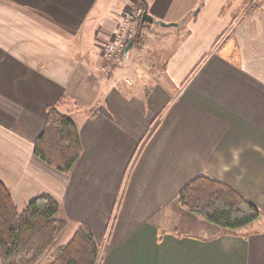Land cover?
Wrapping results in <instances>:
<instances>
[{
	"label": "crops",
	"instance_id": "1",
	"mask_svg": "<svg viewBox=\"0 0 264 264\" xmlns=\"http://www.w3.org/2000/svg\"><path fill=\"white\" fill-rule=\"evenodd\" d=\"M134 7L153 21L106 70ZM59 98L82 149L68 174L33 154ZM198 175L259 219L223 232L182 208ZM0 181L18 209L51 195L57 242L87 227L98 264H264V0H0Z\"/></svg>",
	"mask_w": 264,
	"mask_h": 264
},
{
	"label": "trees",
	"instance_id": "2",
	"mask_svg": "<svg viewBox=\"0 0 264 264\" xmlns=\"http://www.w3.org/2000/svg\"><path fill=\"white\" fill-rule=\"evenodd\" d=\"M136 33L134 43L139 40ZM133 43V44H134ZM64 99L45 109L46 120L35 139L33 154L54 169L68 174L81 154L72 119L58 108ZM179 205L196 216L234 232L259 219L261 211L229 186L198 175L177 193ZM59 203L42 193L18 209L0 181V264H98L99 251L89 229L79 225L72 236L54 247L67 227L59 218Z\"/></svg>",
	"mask_w": 264,
	"mask_h": 264
},
{
	"label": "built area",
	"instance_id": "3",
	"mask_svg": "<svg viewBox=\"0 0 264 264\" xmlns=\"http://www.w3.org/2000/svg\"><path fill=\"white\" fill-rule=\"evenodd\" d=\"M142 9L132 8L122 15V26L120 32L112 34L104 44L103 56L106 61V68L118 65L122 60V52L125 44L132 42L136 35L135 26L137 19L141 17Z\"/></svg>",
	"mask_w": 264,
	"mask_h": 264
},
{
	"label": "water",
	"instance_id": "4",
	"mask_svg": "<svg viewBox=\"0 0 264 264\" xmlns=\"http://www.w3.org/2000/svg\"><path fill=\"white\" fill-rule=\"evenodd\" d=\"M152 21H153L152 17L147 13L146 9H143L141 17H140V21H139V30L141 29L144 22L151 23ZM156 23L163 25V26L176 25L174 23L165 24L161 21H156ZM131 46H132L131 41H129L125 44V46L123 48V52H122V61H125L127 59V56H128V53H129Z\"/></svg>",
	"mask_w": 264,
	"mask_h": 264
},
{
	"label": "rangeland",
	"instance_id": "5",
	"mask_svg": "<svg viewBox=\"0 0 264 264\" xmlns=\"http://www.w3.org/2000/svg\"><path fill=\"white\" fill-rule=\"evenodd\" d=\"M107 40H108V39H107ZM107 40H106V41H107ZM122 62H124V61H121L120 64H121ZM105 69L108 70V69L106 68V65H105ZM120 79H121L122 81H125V82H130V81H131V76L128 75V74H123V75L120 76ZM63 106H64V105H63ZM60 107H62V106H60ZM60 107H59V108H60ZM59 108H58V109H59ZM65 242H66V241H65ZM59 244H60V242H56L55 245H54V247L58 246ZM44 260H45V258L42 259L40 262H43ZM44 262H46V261H44ZM39 264H40V263H39ZM42 264H43V263H42ZM45 264H46V263H45Z\"/></svg>",
	"mask_w": 264,
	"mask_h": 264
}]
</instances>
